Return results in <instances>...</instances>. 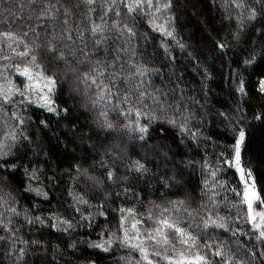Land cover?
I'll list each match as a JSON object with an SVG mask.
<instances>
[{"label": "snow or ice", "instance_id": "obj_1", "mask_svg": "<svg viewBox=\"0 0 264 264\" xmlns=\"http://www.w3.org/2000/svg\"><path fill=\"white\" fill-rule=\"evenodd\" d=\"M105 255L264 264V0H0V264Z\"/></svg>", "mask_w": 264, "mask_h": 264}, {"label": "trees", "instance_id": "obj_2", "mask_svg": "<svg viewBox=\"0 0 264 264\" xmlns=\"http://www.w3.org/2000/svg\"><path fill=\"white\" fill-rule=\"evenodd\" d=\"M198 35H199V33H198ZM53 203H55V201H53ZM92 235H93V238H94L95 237V234L93 233ZM52 239L55 240V237L53 236ZM89 251H91V250H89ZM100 264H111V258H109L106 255L103 256L102 259H101Z\"/></svg>", "mask_w": 264, "mask_h": 264}]
</instances>
